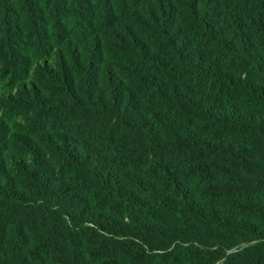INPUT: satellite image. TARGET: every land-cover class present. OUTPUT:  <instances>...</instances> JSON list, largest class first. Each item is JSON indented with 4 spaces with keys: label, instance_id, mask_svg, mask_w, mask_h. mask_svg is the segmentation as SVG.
<instances>
[{
    "label": "trees",
    "instance_id": "trees-1",
    "mask_svg": "<svg viewBox=\"0 0 264 264\" xmlns=\"http://www.w3.org/2000/svg\"><path fill=\"white\" fill-rule=\"evenodd\" d=\"M0 264H264V0H0Z\"/></svg>",
    "mask_w": 264,
    "mask_h": 264
}]
</instances>
